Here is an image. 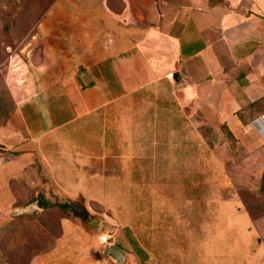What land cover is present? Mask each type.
Segmentation results:
<instances>
[{
    "label": "crops",
    "instance_id": "obj_1",
    "mask_svg": "<svg viewBox=\"0 0 264 264\" xmlns=\"http://www.w3.org/2000/svg\"><path fill=\"white\" fill-rule=\"evenodd\" d=\"M38 34L39 56L6 63L15 109L0 128V211L23 185L45 187L57 203L83 199L97 223L90 203L112 205L134 175L136 192L150 191V237L168 240L169 224L181 225L182 264H192L191 254L193 264H264V215L250 216L231 184L215 183L208 211L207 179H199L204 204L193 234L189 197L192 128L203 158L201 128H225L241 150L245 132L250 163L264 170V0L57 4ZM193 156L200 160L201 151Z\"/></svg>",
    "mask_w": 264,
    "mask_h": 264
},
{
    "label": "rangeland",
    "instance_id": "obj_2",
    "mask_svg": "<svg viewBox=\"0 0 264 264\" xmlns=\"http://www.w3.org/2000/svg\"><path fill=\"white\" fill-rule=\"evenodd\" d=\"M96 0H0V92H8L4 78L8 66L6 63L11 57L23 58L26 53L31 51L33 55H40L42 47L38 40L41 36L38 34V28L46 16L53 12L55 6H66L68 8H87L95 6ZM99 1V0H97ZM80 6V7H79ZM36 39L34 43L30 41ZM7 90V91H6ZM208 142L206 156L202 157L203 146L200 150L197 143L194 142L196 132L192 128V159H191V190H190V208L192 234L198 232L199 223L196 220L200 206L204 204L203 194L197 190V183L200 178L207 179V202L206 206L213 211L214 199L212 195L215 191V183H229L236 190L243 208L252 216L264 213V197L260 195L259 179L260 166L250 163L252 160L246 150V133L242 132L240 144L230 146L228 137L222 128L217 130L207 128L203 133ZM207 142V143H208ZM201 151V159L194 157L193 154ZM231 151H234L235 158ZM198 156V155H197ZM260 165V164H258ZM206 166V176L199 175V167ZM136 176H127L126 191L122 188L125 184L121 183V197L115 198L110 206H102L90 203L89 211L97 220L104 222L101 234L111 237L110 241L101 245L98 242L97 228L93 230H83L77 220L62 219L59 211H48L36 222V232L31 235H24L21 238L18 249L5 243L4 236L10 227L9 219L17 217L20 210L27 204L33 203L35 197H41L48 204L57 203L60 198L53 191L42 189H27L24 185L16 191L13 204H7L0 211V215L6 220L3 223L2 233L0 234V264H34L38 259L45 258L53 250L57 249V260L54 262H44L42 264H113L108 258L102 257L101 253L110 247H115L122 251L125 256L124 264H182L184 255L182 249V239L175 237L178 231H181L179 223H170L169 228L173 234L168 240L152 239L151 227L152 216L150 191L136 192ZM199 185V184H198ZM222 193L224 197L229 195L224 187ZM173 202L181 210L183 207L182 198L175 197ZM201 204V205H200ZM214 205V206H212ZM211 211V212H212ZM97 221V224H98ZM165 223V222H164ZM66 225H69L71 232L66 235ZM166 226V223L164 224ZM139 232V233H138ZM137 234H143V238L136 237ZM193 237V235H192ZM167 246L175 248L176 253L166 254ZM178 249V250H177ZM98 255L101 258H98ZM191 263L198 262V255L191 254Z\"/></svg>",
    "mask_w": 264,
    "mask_h": 264
},
{
    "label": "trees",
    "instance_id": "obj_3",
    "mask_svg": "<svg viewBox=\"0 0 264 264\" xmlns=\"http://www.w3.org/2000/svg\"><path fill=\"white\" fill-rule=\"evenodd\" d=\"M5 93L6 94L0 92V128L6 125V123L10 119V116L12 115L15 109V104L13 100L11 99L9 93L8 92H5ZM206 129L207 128H204V127L200 129V133L204 138H206V136L203 133L204 131H206ZM222 129H224L228 137L229 145L230 146L233 145L234 147L236 145L235 139L231 136V134L225 128H222ZM212 144L213 143L211 142L207 143V145H210V146ZM258 191L260 195L264 197V170L262 171L260 175ZM37 199L41 201L44 207V210L42 212L20 214L11 221L10 227L8 228V231L5 234L3 241L5 240V243L10 244L12 248L15 247V249L16 248L18 249L19 243L21 241L20 239L23 238L24 235L28 236L36 232L35 231L37 228L36 222L38 221L40 217L45 215L48 211H59L61 215L63 216L62 219L77 220L81 224V226L86 230H93V228L97 227V223L93 221V217L90 216L87 209L85 208L83 204V199H79L78 201L67 200L64 203L48 204L43 200V198L38 196V197H35L30 202H35ZM246 212L250 216H252L249 213V211H246ZM263 215L264 213L255 215L252 217L258 218ZM98 258H101V256L98 255Z\"/></svg>",
    "mask_w": 264,
    "mask_h": 264
},
{
    "label": "water",
    "instance_id": "obj_4",
    "mask_svg": "<svg viewBox=\"0 0 264 264\" xmlns=\"http://www.w3.org/2000/svg\"><path fill=\"white\" fill-rule=\"evenodd\" d=\"M43 210H44V207L41 201L37 199L35 202L22 208L19 212V215L24 214V213L42 212ZM103 225H104V222L99 220L97 224V227H98L97 232H96L97 234H101ZM101 256L108 258L113 264H124L125 263L124 254L122 253V251H120L119 249L115 247L107 248L101 253Z\"/></svg>",
    "mask_w": 264,
    "mask_h": 264
},
{
    "label": "built area",
    "instance_id": "obj_5",
    "mask_svg": "<svg viewBox=\"0 0 264 264\" xmlns=\"http://www.w3.org/2000/svg\"><path fill=\"white\" fill-rule=\"evenodd\" d=\"M111 237H109L108 235L106 234H101L99 237H98V242L99 244L101 245H105L107 244L109 241H110Z\"/></svg>",
    "mask_w": 264,
    "mask_h": 264
}]
</instances>
